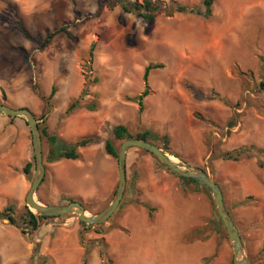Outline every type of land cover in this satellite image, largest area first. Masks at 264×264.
I'll return each mask as SVG.
<instances>
[{"label":"rangeland","instance_id":"374dc122","mask_svg":"<svg viewBox=\"0 0 264 264\" xmlns=\"http://www.w3.org/2000/svg\"><path fill=\"white\" fill-rule=\"evenodd\" d=\"M178 1L203 12L206 8L203 0ZM62 26L71 36L60 32L42 47L46 34ZM149 62L163 67L150 71V92L139 112L137 102L130 99L142 92ZM53 85L57 91L49 100L50 108H63L83 89L97 94L98 111L106 118L104 138L117 123L126 124L133 134L150 129L159 144L168 135L172 155L205 169L220 183L247 258L264 264L260 255L264 207L248 199L264 203V0H214L207 18L159 13L151 22L124 12L116 0H0V101L5 97L12 107L41 108L45 102L40 94L47 98ZM36 116L46 126V117ZM9 118L8 124L0 123V211L11 205L19 217L25 202L19 205L4 195L5 188L19 185L23 172L11 162L20 133L13 123L18 117ZM116 144L119 150L121 142ZM43 145L47 172L36 198L48 204L50 185L58 179L52 162L46 161L45 138ZM225 151L233 157L223 158ZM85 156L65 168L80 187L100 177L97 167H90L92 154L85 152ZM103 156L109 157L105 152ZM133 159L127 157V177L136 164ZM160 169L159 184L149 183L148 194H138L133 180L127 178L122 203L108 220L83 226L80 243L88 252V263L96 249L97 264H233L231 242L209 193L183 184L162 165ZM113 170L117 186V160ZM34 171L35 163L32 175L24 174L29 184ZM81 201L90 213L107 204L99 199ZM145 203L153 207V218ZM88 231L98 237L87 239ZM107 232L108 246L101 237ZM12 242L18 246V241ZM37 247L23 264L49 263ZM2 257L0 264H8Z\"/></svg>","mask_w":264,"mask_h":264},{"label":"crops","instance_id":"0c3cea01","mask_svg":"<svg viewBox=\"0 0 264 264\" xmlns=\"http://www.w3.org/2000/svg\"><path fill=\"white\" fill-rule=\"evenodd\" d=\"M67 103L63 108L55 109L51 107L46 117V127L51 134L57 135L61 141L66 144H74L81 138L89 136H97L100 141L90 145L79 147L78 151L81 154V159L85 160V152H90L93 159L90 161V167H97L100 177L98 181H93L91 178L84 181V185L80 187V183L76 182L74 174L65 171V168L73 166L74 159H61L52 162L55 177L57 182L52 180L50 185L51 202L48 204H62L68 202V197H73L79 200H104L108 203L114 188L116 186V178L114 175V160L109 156L104 148L103 127L106 123V118L99 111H88L81 109L66 117L59 116L64 113ZM27 107L28 106H22ZM46 109V104H42L41 108L34 110L30 109L34 114L41 115ZM11 118L0 114V123L8 124ZM15 131L19 129L20 139L16 140V144L12 147L11 153H16L12 156L11 162L18 168L31 161L29 153V141L27 139L28 130L26 122L22 118L14 120ZM105 152L109 157H104ZM131 155L136 163L132 174L128 176V180L134 182L135 188L141 196L148 194L147 185L149 183L159 184L161 169L154 158L142 152V149L132 147L127 151V157ZM98 156L100 160H95ZM97 156V157H96ZM47 172V169L45 173ZM30 184L26 176L22 172L19 185L11 188H5L4 195L16 201L19 205L25 202L26 194ZM83 226L77 216L69 214L54 219H46L40 223L39 228L33 235H23L16 226L0 220V256L4 261L2 254L6 258V262L26 263L32 252L33 247H37L42 255L49 257V263L54 264H83L86 249L80 243V231ZM86 238H96L98 234L93 231L86 233ZM108 246V232L101 236ZM18 241V246L14 242ZM91 264H97L98 253L96 249L91 251ZM48 263V264H49Z\"/></svg>","mask_w":264,"mask_h":264},{"label":"trees","instance_id":"16d2710c","mask_svg":"<svg viewBox=\"0 0 264 264\" xmlns=\"http://www.w3.org/2000/svg\"><path fill=\"white\" fill-rule=\"evenodd\" d=\"M213 1L214 0H203V4L206 7L205 11L203 12L196 7H192V6L183 4V3L179 2L178 0H170V1L142 0L141 2L134 1V0L133 1L132 0H116V2L121 6V8L124 12L135 13L136 15L142 17L147 22L154 21L156 16L159 13H164L166 16H173L174 14H195V15H201V16L203 15L204 17L207 18V17L211 16V14H212ZM21 30H22V33L24 34L25 37H27L29 39L31 38L29 33L26 30H24L23 28H21ZM60 32H66V34L69 37L71 36L65 27L62 26L59 28H55L46 34L45 38L41 41V46L45 47L53 39V37H55ZM93 47L94 46L92 45L90 48V51H89L90 59L93 56ZM25 58H27L26 55H25ZM162 67H163V65L161 63H158V62H149L145 66L144 72H143L144 88L140 94H138L134 98L130 99V100L134 99V101L137 102V104L139 106V108H138L139 112H142L144 110L143 100L149 95V92H150V87H149V82H148L150 71L152 69H158V68H162ZM56 91H57V88L55 85H53L51 87L50 93H49L47 98H45V96L40 94L41 98L43 99V101L46 104V109L43 112V114H41L42 117H45L47 115V113L49 112L50 106H51L49 100L55 95ZM85 95H89V96L91 95L92 98L90 100L85 99L84 98ZM0 103L8 105L5 97H3V100L0 101ZM100 107L101 106H100L97 94H91V93L87 92L86 89H83L77 98H73L67 103L66 109H65L64 113L61 114V116H62V118L66 117V116H68L72 113H75L81 109H86L88 111L95 112V111H98L100 109ZM37 119L40 121L42 118L37 117ZM39 127H40V131H41V135H42V140L45 138L46 142L48 143V145H47L48 146V155L46 158V161H48V162H56V161H59L61 159L79 160V159H81V154L78 151L79 147H84V146L90 145L94 142L100 141L99 137H97V136H89V137H84V138L79 139L74 144H66L63 141H61L57 135L51 134L48 131L47 127L45 125L42 126V124L40 122H39ZM157 137H158L157 134L154 133L150 129H145L141 132L133 134L130 132V130L126 124L117 123V124L112 126L110 135L104 139V148H105L106 153L109 156H111L114 160H117L118 146L116 143L122 142L123 140L128 139V138H139V139H144V140L153 142L154 144H157L159 147L163 148L165 151L170 152L171 154H174L173 152H171L170 147H169V144H170L169 136L166 134L162 136V138H161L162 144H159L155 141L157 139ZM236 151H238L237 155H240L242 152L240 149H238ZM142 152L150 154L159 166L162 165L165 168H167L169 171H171L170 168H168L167 166L162 164L153 154H151V153H149L143 149H142ZM231 156H232V153L230 151H225L222 153L223 158H231ZM43 157H44V145H43ZM237 159L238 158H235V160H237ZM262 165H263V163H262ZM33 167H34V161H29L23 166L22 171L27 177H30L32 175ZM203 170L205 171V169H203ZM171 172L174 173V175H176L183 182V184H193L196 188L202 187L204 189V191L207 193V190L202 185H200L198 182H196L195 180H193L191 178L182 177L173 171H171ZM43 181H44V179L42 180V182ZM219 185H220V183H219ZM221 188H222V186H221ZM115 190H116V188H115ZM115 190L113 191V194H114ZM222 191H223V189H222ZM248 199L251 200L250 201L251 204H255L256 206L258 205L262 208L264 207L263 201L258 199V198L249 197ZM72 200L81 201V200L73 198V197L67 198V201H72ZM224 202H225V199H224ZM121 203H122V200H121L120 204ZM240 203H243V202H240ZM120 204H119V206H120ZM144 205L149 210V217L153 218V214H152V211L154 210L153 207H151L148 203H145ZM225 205H226V203H225ZM84 207L86 210H88V207L85 204H84ZM226 208L229 211L235 225L237 226L235 218H234L233 214L231 213L230 209L227 206H226ZM24 209H25L24 212L19 217H16L13 206L9 205V206L5 207L2 211H0V220L2 219L6 223H9L13 226H16L18 229H20V231L23 235L30 236V235H33L37 231V229L40 226V223L43 220L54 219V218H59L61 216L69 215V214H66V215H59V216H37L27 206H24ZM72 215H74V214H72ZM80 223L82 224V226L88 225L82 221H80ZM89 226H91V225H89ZM241 237H242V235H241ZM82 238H83V232L81 231L80 232V239H82ZM242 241H243V237H242ZM243 243L245 244L244 241H243ZM87 254H88V252L86 251L85 255H84L83 264H89L87 261ZM260 255L264 256V246H262ZM248 259L251 262V264H254L251 257H248ZM11 264H20V263H11Z\"/></svg>","mask_w":264,"mask_h":264},{"label":"water","instance_id":"95a60500","mask_svg":"<svg viewBox=\"0 0 264 264\" xmlns=\"http://www.w3.org/2000/svg\"><path fill=\"white\" fill-rule=\"evenodd\" d=\"M0 114L8 117H23L29 126L31 144L34 153L35 171L25 197V204L35 215L59 216L74 214L80 221L88 225H98L107 221L119 206L125 193L127 185V151L132 147H136L153 154L162 164L170 168L171 171L182 177L195 180L207 190L231 242L233 249V264H251L246 256L241 234L226 208L221 186L208 172L203 169L187 165L179 159L174 161L171 156L177 158L176 156L168 153L153 142L139 138H128L121 142L118 150V181L116 190L110 202L107 203L102 210L97 213H90L85 209L81 201L76 200L68 201L63 204L43 203L36 198L37 190L44 179L46 171L43 157V140L39 127V120L37 119V116L27 107L16 108L3 103H0Z\"/></svg>","mask_w":264,"mask_h":264},{"label":"bare ground","instance_id":"6f19581e","mask_svg":"<svg viewBox=\"0 0 264 264\" xmlns=\"http://www.w3.org/2000/svg\"><path fill=\"white\" fill-rule=\"evenodd\" d=\"M171 158H172L174 161H177V158H175V157H173V156H171Z\"/></svg>","mask_w":264,"mask_h":264}]
</instances>
